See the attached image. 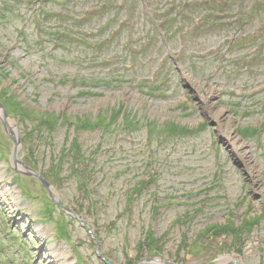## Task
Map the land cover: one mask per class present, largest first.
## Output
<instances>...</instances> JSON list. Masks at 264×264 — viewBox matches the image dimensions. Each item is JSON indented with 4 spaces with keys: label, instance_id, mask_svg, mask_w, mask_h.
<instances>
[{
    "label": "rangeland",
    "instance_id": "obj_1",
    "mask_svg": "<svg viewBox=\"0 0 264 264\" xmlns=\"http://www.w3.org/2000/svg\"><path fill=\"white\" fill-rule=\"evenodd\" d=\"M0 102V264H264V0H0Z\"/></svg>",
    "mask_w": 264,
    "mask_h": 264
},
{
    "label": "water",
    "instance_id": "obj_2",
    "mask_svg": "<svg viewBox=\"0 0 264 264\" xmlns=\"http://www.w3.org/2000/svg\"><path fill=\"white\" fill-rule=\"evenodd\" d=\"M0 125L5 132V134L12 140L13 146L10 154V165L12 169L19 173L22 176L29 177L35 179L46 191L47 198L49 201L57 207L60 211H62L65 215L77 219L83 227L88 231V227L84 226L83 221L77 216L70 208H67L59 199L57 192L54 187L50 185L43 177L39 175L35 169L25 165L19 155V150L21 149L20 136L17 125L9 118L8 113L6 112L4 105L0 102ZM106 264H110L106 262L104 258L98 255ZM160 262L158 259L150 257L146 260H143L140 264L144 263H153ZM162 264H175V263H164ZM229 264H243L240 261H231Z\"/></svg>",
    "mask_w": 264,
    "mask_h": 264
},
{
    "label": "trees",
    "instance_id": "obj_3",
    "mask_svg": "<svg viewBox=\"0 0 264 264\" xmlns=\"http://www.w3.org/2000/svg\"><path fill=\"white\" fill-rule=\"evenodd\" d=\"M56 33H57V38H58V40H59V42H61L62 43V46H63V44L64 43H66V37H67V40H68V31H66V30H56L55 31ZM69 41V40H68ZM80 96H84V95H86V94H88V92H83V91H80L79 93H78ZM125 119V118H124ZM42 122H44V123H42ZM42 122H40L39 120H38V124L39 125H42V124H44L47 128H49V129H54L55 130V125L52 123V121L51 120H49V119H46V120H44V121H42ZM124 123H125V120H124ZM48 129V130H49ZM247 131V130H246ZM248 132V131H247ZM253 132H255V130L253 131ZM73 148L74 150H76L77 152H79V149L81 148V147H79L76 143H73V144H71L70 145V148ZM77 152H76V155H74V151H73V153H72V155H73V158L75 159V161L77 162V161H79V155L77 154ZM76 165V164H75ZM92 172H93V170H92V168L90 167V165L89 164H87V166L85 167V168H83L81 171H78V170H76L73 174H74V176H76L77 177V174L79 173V175H80V178H83V177H81L82 175H85L84 176V178H83V180H85L86 182H88L89 181V176L92 174ZM77 173V174H76ZM34 180V179H33ZM35 181V180H34ZM144 181V180H143ZM145 182V184L147 183V181H144ZM44 198H45V200L46 201H48V202H50L49 201V199L47 198V193H46V191H45V195H44ZM57 208V207H56ZM58 209V208H57ZM60 211V210H59ZM60 212H62V211H60ZM62 214H63V216H65V217H68V218H70V219H72L71 217H69V216H67V215H65L63 212H62ZM254 221H252V223H253ZM252 223H250L249 221H246V222H244L243 224H242V228L243 229H245L246 231L247 230H249V227L252 225ZM229 229V228H228ZM227 229H225V231H226ZM231 230V229H230ZM63 231V233H64V229L62 230ZM231 232V234L233 235L234 234V231L233 230H231L230 231ZM236 237H239V235H236V236H234L233 235V241H236L235 239H236ZM19 241V246H21V247H24V241L22 240V239H19L18 240ZM77 243H79V244H82V241H80V240H78L77 241ZM149 244V243H148ZM19 248V247H18ZM237 252H240V250H237ZM149 254H150V256L151 257H154L156 254H152L151 255V252L149 251ZM94 255L95 256H97L95 253H94ZM100 260V259H99ZM100 262L103 264H105V262L104 261H102V260H100Z\"/></svg>",
    "mask_w": 264,
    "mask_h": 264
}]
</instances>
